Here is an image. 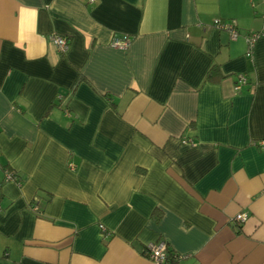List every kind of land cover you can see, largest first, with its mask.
Returning <instances> with one entry per match:
<instances>
[{"label":"crops","instance_id":"crops-1","mask_svg":"<svg viewBox=\"0 0 264 264\" xmlns=\"http://www.w3.org/2000/svg\"><path fill=\"white\" fill-rule=\"evenodd\" d=\"M263 138L264 0H0V264H264Z\"/></svg>","mask_w":264,"mask_h":264},{"label":"built area","instance_id":"built-area-1","mask_svg":"<svg viewBox=\"0 0 264 264\" xmlns=\"http://www.w3.org/2000/svg\"><path fill=\"white\" fill-rule=\"evenodd\" d=\"M214 25L219 29H224L228 31L231 35V38H237L240 35L239 28L232 20L216 19L214 21ZM260 33H261L260 31H249L245 33V37L248 42L247 54L249 55L251 54L252 49L254 47V43ZM51 38L61 51H64L68 48L69 40L67 37L61 34H54L51 36ZM130 40L131 37L129 35L120 34V35H115L110 43L113 46L126 47L129 44ZM246 82H247L246 74H240L239 79L237 80L236 83V88H240L241 85L245 84ZM181 142L190 145H193L195 143L192 139L188 137H183L181 139ZM259 144L262 147H264V138L259 141ZM5 178L7 180H10V179H16L17 176L15 175L14 171L8 170L6 172ZM248 216L249 213L247 211H240L234 216L233 221L235 222V224L241 225L248 218ZM101 227L106 230V228H104L103 225H101ZM146 254L149 258H151L154 261L155 264H182L181 255L171 251L168 247L167 242L162 239H159L155 242H150L146 246Z\"/></svg>","mask_w":264,"mask_h":264},{"label":"trees","instance_id":"trees-1","mask_svg":"<svg viewBox=\"0 0 264 264\" xmlns=\"http://www.w3.org/2000/svg\"><path fill=\"white\" fill-rule=\"evenodd\" d=\"M218 71H219L218 65L212 66L208 72L207 78L208 79H216V77L218 76ZM156 217L158 218L159 214H157ZM145 253H146V247H145Z\"/></svg>","mask_w":264,"mask_h":264}]
</instances>
